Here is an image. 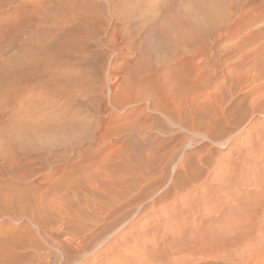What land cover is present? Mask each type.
<instances>
[{
    "label": "rangeland",
    "instance_id": "374dc122",
    "mask_svg": "<svg viewBox=\"0 0 264 264\" xmlns=\"http://www.w3.org/2000/svg\"><path fill=\"white\" fill-rule=\"evenodd\" d=\"M263 68L264 0H0V240L12 245L0 262L259 264L264 106L249 102ZM169 73L187 132L165 122L144 137L151 115L165 121L146 99L163 97ZM126 149L148 168L142 185L162 180L131 182ZM189 152L200 169L176 184Z\"/></svg>",
    "mask_w": 264,
    "mask_h": 264
},
{
    "label": "bare ground",
    "instance_id": "6f19581e",
    "mask_svg": "<svg viewBox=\"0 0 264 264\" xmlns=\"http://www.w3.org/2000/svg\"><path fill=\"white\" fill-rule=\"evenodd\" d=\"M112 3V1H109L108 2V4H111ZM220 5V3L219 4H217V8H218V6ZM222 6V5H221ZM221 6H219V8H218V11H217V8L214 10V13H215V11H217V12H219V10H220V8H221ZM223 6H224V4H223ZM223 6H222V8H223ZM222 10V9H221ZM220 10V12H222ZM216 12V13H217ZM212 13L213 12H211V16H213L212 15ZM216 15L217 14H215V17H216ZM223 14H221V16H222ZM208 17V16H207ZM210 17V16H209ZM220 17V16H219ZM218 17V18H219ZM213 18H214V16H213ZM218 18L217 19H215V20H218ZM237 19H238V22H239V20H240V18L239 17H237L236 18V20L235 21H237ZM209 20H210V18H209ZM233 20V21H234ZM211 21H213V20H211ZM232 21V22H233ZM215 22V21H214ZM208 23H209V21H208ZM235 23V22H234ZM231 25H233V24H231ZM234 26H236V23H235V25ZM171 28H172V26H171ZM172 29H174V28H172ZM207 29V28H206ZM241 31L243 30V28L241 27V29H240ZM193 32V31H192ZM202 31H200V33H201ZM165 33H166V30H165ZM164 33V34H165ZM183 33V32H182ZM193 33H195V32H193ZM199 33V32H198ZM163 34V33H162ZM175 34V33H174ZM174 34L172 33V35L171 36H173L174 37ZM186 34V36H188L189 34H187V33H185ZM182 35V34H181ZM183 35H184V33H183ZM194 36H192V34L189 36V38L191 37H193V39H194V37H195V34H193ZM196 35H197V33H196ZM162 36H165V35H162ZM178 36V35H177ZM176 36V37H177ZM199 36V35H198ZM179 37H182V36H180V34H179ZM178 37V39H176V42H177V40L178 41H180L181 43H187V42H189V41H186L185 39H183V40H185V42L183 41H181L182 39L181 38H179ZM184 37V36H183ZM182 37V38H183ZM164 38H166V36L164 37ZM185 38V37H184ZM187 38V37H186ZM191 38H190V40H191ZM173 39V38H172ZM188 39V38H187ZM196 39V38H195ZM194 39V40H195ZM174 40V39H173ZM170 41H171V38H170ZM169 41V42H170ZM175 41V40H174ZM173 43V42H172ZM172 43H171V45H172ZM115 38L113 37L112 38V40H111V47H112V50H116L115 49ZM124 50V49H123ZM161 63V62H160ZM252 69V68H251ZM256 69V68H255ZM255 69H254V71H255ZM264 69V68H263ZM262 69V70H263ZM169 70H170V72L172 71V70H174L173 69V67L172 66H170V68H169ZM168 70V71H169ZM264 72V71H263ZM169 74H171V73H169ZM173 74H171V76L169 75V77L168 78H166L165 77V81L164 80H162V81H164V83L162 84V86H161V92H160V94L163 96V97H158V99L157 98H155V97H157V96H160V95H157V96H155V97H152V94L149 96V98L150 99H146V103H148V108H149V110H150V112H152V113H158V114H160L162 117H163V119L165 120L164 122L162 121V120H160L159 118H156V116H150V120H151V122H150V125H149V127H147V132H146V134L144 135L143 134V130H141L140 128H138L137 130V133L139 134V135H144V137L146 136V135H148L149 134V132H151L152 130H153V127L154 126H156L157 124H159V125H163V126H166L164 123L165 122H167V124H170V125H172V126H175V127H178L179 128V130H185L186 131V129H184L181 125H180V123L182 122L181 120V116H182V114H183V107H188V105H186V104H184L183 103V99H182V97H180L178 94H177V91H178V88H177V85H175L174 84V80H173V76H172ZM118 76V75H117ZM248 77V76H247ZM258 77V76H257ZM162 79H164V77L162 78ZM204 83V82H203ZM247 83V82H246ZM179 85V84H178ZM184 86V85H183ZM220 88V87H219ZM159 89V88H158ZM262 89H264V85L263 86H261L260 88H255L254 89V91L255 92H258V91H260V90H262ZM110 91H111V89H110ZM253 91V92H254ZM182 92H183V90H182ZM181 91H180V93H182ZM217 92V91H216ZM252 92V93H253ZM111 93H113L112 91H111ZM158 94H159V92H157ZM184 93V92H183ZM185 94V93H184ZM183 94V95H184ZM218 94V93H217ZM222 94H223V92H222ZM251 94V93H250ZM219 98H220V96H218ZM251 97H252V95H251ZM120 98H121V100H119V99H116V98H113V100H112V102H111V105L115 108V109H118V110H123L124 109V107H125V105L126 104H124V100L122 99V97L120 96ZM125 99V98H124ZM208 99V98H207ZM257 101V103H256V105H254V102H256ZM187 102V101H186ZM128 104H130L131 105V101H129L128 102ZM215 104V103H214ZM199 105V107L201 108L202 106H203V102L201 103V104H198ZM219 105V104H218ZM249 105H250V107L251 108H254L255 106L257 107V108H259L258 106H260V107H263L264 106V95H261V96H259V97H257V98H255V99H253V100H251V102H249ZM163 106H165V107H163ZM196 108V107H195ZM260 109V108H259ZM256 110H258V109H256ZM172 111H174L175 112V115L178 117L177 119H174L173 117H172V114H173V112ZM134 112H135V110H134V108H131V106H130V108H129V110L127 111V113H128V115H132V114H134ZM193 113V112H192ZM225 113V112H224ZM141 115L143 114V112H141L140 113ZM140 114H139V116H140ZM194 114V113H193ZM174 115V114H173ZM190 115V114H189ZM191 116V115H190ZM192 116H194V115H192ZM224 117V116H223ZM189 119L190 118H192V117H188ZM226 118V120H227V117H225ZM177 120V121H176ZM190 121H191V119H190ZM186 122V121H185ZM192 122V121H191ZM225 126L228 124L226 121H225ZM119 126V125H118ZM102 127V126H101ZM167 127V126H166ZM130 128V127H129ZM191 128H193V127H191ZM113 129V128H112ZM131 129V128H130ZM133 129H135V128H133ZM61 131V130H60ZM101 131V130H100ZM123 131H128V129H127V127H126V129H125V127H117L116 126V128L114 127V129L113 130H110L109 129V131L108 132H113L114 134L116 133V134H120L121 132H123ZM131 131V130H130ZM132 132V131H131ZM134 132V131H133ZM187 132V131H186ZM190 132H192V133H197V131L196 130H194V129H190ZM205 134H204V136L210 141V142H212L213 144H217V145H219V146H224L223 145V143L225 144V142H226V140H218V139H216V138H214V137H212V136H210V134H209V130L208 129H206L205 131ZM112 133V134H113ZM198 135V134H197ZM24 137V136H23ZM26 138V137H25ZM96 139V138H95ZM100 141V140H99ZM98 141V142H99ZM122 148V147H121ZM128 148V147H127ZM120 150V149H119ZM175 151V147L173 146V147H171L167 152H166V154L164 155V157H165V159H166V155H167V157H170L171 155H172V153ZM113 153V152H112ZM195 154H196V156H197V153H193V152H189V153H187V154H185V155H183V160L181 159V161L179 162V166H177L178 168H179V171L177 170L176 172H177V175H175V179H174V182H176V184L177 183H181V184H183V183H188V182H186V181H190L191 182V180L197 175L196 173H197V171H198V169H200V168H198V167H196L194 164H200V163H202V158H201V156H199L198 158H196V160H194L193 159V157L195 156ZM120 155V154H119ZM132 153H131V151L130 150H128V149H126V151H125V153H121V155L119 156V158L121 159L122 158V161L124 162V163H126V166H127V170H126V174H127V176H129V179L131 180V182H135V181H141L142 180V178H143V175H145L146 174V172H149L148 171V168L145 166V167H143L142 165H139L140 166V168H138L137 166H135L134 164H133V161H132ZM146 158H149V155L147 154L146 155ZM136 161V160H135ZM100 168V167H99ZM92 169H95V168H93L92 167ZM91 169V170H92ZM103 170V169H102ZM154 171V170H153ZM92 172V171H91ZM135 173H138L139 175V177H137V178H133L134 177V174ZM91 175V174H90ZM98 175V174H97ZM148 176H151L150 177V179H148L147 181H144L143 182V185H142V181L140 182V184L142 185V187L144 188V189H147V188H150V187H152V186H154L155 184H157V183H159L161 180H162V178H163V174H162V172H160V173H158V175H157V173L156 174H154V175H149V174H147ZM99 177L100 176H104V175H98ZM145 180V179H144ZM90 181V180H89ZM88 181V182H89ZM104 182V181H103ZM90 183V182H89ZM96 183V182H95ZM86 184H87V182H86ZM94 184V183H93ZM180 184V185H181ZM89 185V184H88ZM91 185L92 184H90V187H91ZM95 185V184H94ZM94 185H92V187L94 186ZM131 185H132V183H131ZM131 185H126L127 186V189L129 190V189H131ZM261 186V185H260ZM91 187V188H92ZM99 187V186H98ZM88 189H89V186L87 187ZM91 188H90V190H91ZM100 188H101V186H100ZM122 188H124V187H122ZM92 189H94V188H92ZM96 189L97 190H99V188H97V186H96ZM117 189H118V187H117ZM95 190V189H94ZM104 190V189H103ZM122 190V189H121ZM93 191V190H92ZM123 191V190H122ZM54 192V191H53ZM107 192V191H106ZM114 192V191H113ZM262 192L264 193V187H262ZM102 193H104V191L102 192ZM108 193V192H107ZM106 195H108V194H106ZM109 196H110V194H109ZM208 196V195H207ZM111 198L113 199V200H117L116 199V197H112L111 196ZM54 199V198H53ZM64 199V198H63ZM263 199H264V196H262V198L254 205V210H258L259 208H261V204L263 203ZM136 201V200H135ZM49 203V202H48ZM32 205V204H31ZM206 205V204H205ZM26 206V205H25ZM91 206V205H90ZM93 207H94V205H92ZM86 207H87V205H86ZM87 208H89V207H87ZM192 208V207H191ZM86 209V208H85ZM99 210V209H98ZM98 212H100V211H98ZM104 212V208H103V210H102V213ZM106 212V211H105ZM101 213V214H102ZM95 214V213H94ZM96 214H97V212H96ZM100 214V213H99ZM106 214H108V213H106ZM261 217H260V220L258 221V227H257V229H258V231L260 232V233H263L264 232V224H263V222H264V206L262 207V211H261ZM40 217V216H39ZM107 219V218H106ZM215 219H218L217 217H213V218H210L208 221L209 222H212V221H215ZM56 220V219H55ZM57 221V220H56ZM193 225V224H192ZM243 226H245V224L243 223V222H241V224L239 225V227H237L236 226V228H241V227H243ZM34 227H37L36 225H34ZM205 227V226H204ZM40 228V227H39ZM38 228V229H39ZM229 228V227H228ZM49 230V229H48ZM221 231V230H220ZM234 232V231H233ZM235 233H237V232H235ZM48 234V233H47ZM47 234H46V237H47ZM227 234V233H226ZM211 235V234H210ZM210 240V239H209ZM216 242V241H215ZM219 242V241H218ZM217 242V243H218ZM221 242H222V245H223V248H224V254H227V255H229V254H231L230 253V249H229V247H230V245L231 244H233L234 242H232V241H230L229 240V237L228 236H223L222 238H221ZM27 243H29V242H27ZM183 243V242H182ZM30 244V243H29ZM34 244H36V243H34ZM215 244V243H214ZM219 244H220V242H219ZM260 245H261V247L264 249V243L262 242V241H260ZM12 245L9 243V242H7L6 240H3V239H1L0 240V252L1 253H3L5 256H10V254H11V252L10 251H7L6 249H9L10 247H11ZM38 246H40V244L38 243ZM213 246V245H212ZM217 246V245H216ZM80 247V246H79ZM180 247V246H179ZM218 247V246H217ZM97 248V247H96ZM220 248V247H219ZM222 248V247H221ZM165 252V251H164ZM235 252H237V250H235ZM241 252H242V250H241ZM238 253V252H237ZM240 254V253H239ZM260 254V253H259ZM51 255V254H50ZM48 256V255H47ZM216 256V255H215ZM224 256H226V255H224ZM237 257L239 256V255H236ZM241 256V255H240ZM252 256V255H251ZM250 256V254H249V257H251ZM261 260H260V262H259V264L262 262L263 264H264V252H262L261 251ZM260 256H259V258H260ZM208 257V256H207ZM217 257H219V256H217ZM228 257V256H227ZM5 258V257H4ZM162 258V257H161ZM254 258H256L255 256L253 257V259ZM259 258H258V260H259ZM3 259V258H2ZM10 259V258H9ZM65 259V258H64ZM211 259V258H210ZM242 259V258H241ZM246 259H248V258H246ZM245 259V260H246ZM217 260V259H216ZM251 261H252V259H251ZM2 262H4L5 263V261H2ZM2 262H0V264H4V263H2ZM215 262V261H214ZM246 262V261H245ZM224 263L225 264H230V261H229V259H224ZM237 263V262H236ZM252 263V262H251ZM7 264V263H6Z\"/></svg>",
    "mask_w": 264,
    "mask_h": 264
}]
</instances>
